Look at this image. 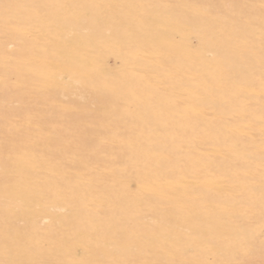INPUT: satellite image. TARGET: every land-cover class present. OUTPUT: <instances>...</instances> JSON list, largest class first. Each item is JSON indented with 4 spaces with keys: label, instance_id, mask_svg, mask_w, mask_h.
I'll use <instances>...</instances> for the list:
<instances>
[{
    "label": "rangeland",
    "instance_id": "374dc122",
    "mask_svg": "<svg viewBox=\"0 0 264 264\" xmlns=\"http://www.w3.org/2000/svg\"><path fill=\"white\" fill-rule=\"evenodd\" d=\"M0 264H264V0H0Z\"/></svg>",
    "mask_w": 264,
    "mask_h": 264
}]
</instances>
